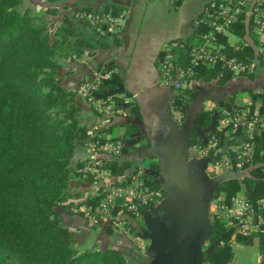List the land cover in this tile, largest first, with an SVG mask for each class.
I'll use <instances>...</instances> for the list:
<instances>
[{
	"label": "trees",
	"instance_id": "1",
	"mask_svg": "<svg viewBox=\"0 0 264 264\" xmlns=\"http://www.w3.org/2000/svg\"><path fill=\"white\" fill-rule=\"evenodd\" d=\"M24 1L0 0V264H129L126 256L113 248L81 250L76 234L63 224L58 212V207L74 209L75 203L71 200L85 198L87 191L99 187L96 181L79 172L91 159L79 161L77 165L73 163L77 150L88 146L94 131L84 123L81 101L90 103L97 116L106 117L93 104L100 99L94 97L93 101H89L81 97L80 85L87 79L80 83L78 90H67L59 73L64 67V60L76 62L86 55H94L96 50L123 44L124 31L109 33L107 27H102L105 33L101 34L82 15L93 13L104 16L112 12L116 16L126 4L123 0H98L93 6H72L64 14L50 8L47 13L53 19H49L30 9L22 11ZM193 27L191 40L171 42V52L178 63L188 62L191 47L207 30L200 21ZM232 32L242 39L238 45L244 49L243 56L255 58L260 45L251 21L246 25V21L241 19ZM248 38H256V41L250 44ZM222 41L230 50L227 39ZM175 43L177 45L174 46ZM230 51H233L232 47ZM237 57L241 58L240 55ZM113 69L110 80L118 82L119 73ZM102 70L108 72L105 65L96 69ZM196 71L203 84L231 87L232 93L234 86H239L240 90L250 89L252 99L249 104H239L236 94L231 93L227 100L219 104V111L197 112L192 122L190 108L195 89L187 87L177 91L173 105L175 111L181 113L195 129L206 131L203 137L195 130L192 138L195 142L203 143L213 135L220 136L216 128H212L214 117L220 111L232 115L245 107L253 111L258 102L263 104L261 110L264 111V77L247 75L234 79L232 73L222 66L199 67ZM104 82L97 94L103 95L111 87ZM128 97H117L114 111L123 110L129 115H136L138 106L127 102ZM108 104L102 102L103 106ZM126 127L127 139L135 128L130 124ZM109 131L108 128L99 130L93 140H113L106 137ZM238 142L237 138L231 140V144ZM130 149L123 142L121 155L108 156L112 159L104 161L113 178L129 177L140 172L131 161L120 158ZM247 167L251 168L243 174L242 181H220L217 196L223 194L222 203L230 204L242 190L253 203L264 197V133L258 138L253 162ZM149 168L162 173V167L157 162L149 163ZM142 177L152 188L163 190L155 177L145 171H142ZM100 201L101 196L92 192L81 205L93 207L97 212ZM261 213L264 216V209ZM80 214L86 217L85 211ZM93 227L105 228L108 233L115 231L106 224ZM131 228L116 231L127 233ZM227 231V224L214 215L208 237L209 247L213 245V248L204 256L208 264H228L232 259L231 243L225 236ZM255 237L259 239L264 264V226ZM255 237L238 235L236 240L249 242Z\"/></svg>",
	"mask_w": 264,
	"mask_h": 264
},
{
	"label": "crops",
	"instance_id": "2",
	"mask_svg": "<svg viewBox=\"0 0 264 264\" xmlns=\"http://www.w3.org/2000/svg\"><path fill=\"white\" fill-rule=\"evenodd\" d=\"M211 1L213 0H135L130 5L129 19L124 29V42L120 47L96 50L94 55H86L76 62L64 60V67L59 73L63 79L62 85L67 90H78L80 83L84 79L91 78L101 65H105L107 71L114 68L113 70L119 73L118 82L126 87V94L122 96H129L126 101L138 106V113L130 114L126 118L113 113L110 115V123L102 125L104 118L94 113L90 103L81 101L84 123L93 129L100 125L102 129H110L106 137L114 141L127 144V141L137 139V144L129 147L131 148L129 153L120 157L131 161L133 167L144 171L149 168V163L152 161L159 163L162 167L160 184L164 190L165 200L155 211L158 216L155 225H167L170 230L178 234L173 238L191 230L192 226L202 230L203 237L207 236L205 228L197 222L198 207L204 205L207 209L210 217L209 227H211L213 209L224 199L223 194L217 196L218 184L222 181L221 178L229 180L232 176L212 177L207 171H202L201 163H194L189 159L187 147L194 136L195 126H191L192 123L189 121L182 123L178 121V113L173 106L176 92L163 87L160 83L162 51H172V41L191 40L194 24L203 18L204 9ZM97 2L98 0H58L53 4L45 2L43 4H48V8L58 7L59 13L64 14L69 12L72 6H93ZM191 88L195 89L190 108L192 122L197 112L219 111V104L232 93L231 87L218 86L214 83L203 84L200 80L193 82ZM115 89H117L115 86H111L108 91ZM233 90L236 95L242 91L239 86H234ZM107 103L113 109L116 107L115 100L109 99ZM129 124L135 128V132L126 139L125 134L128 130L126 126ZM96 157L98 155L95 153L80 147L73 163L77 165L79 161L86 162ZM101 158L104 161L112 159L108 156ZM215 180L218 182L213 183ZM236 180L242 181V176ZM211 183H213L211 189L214 191V197L207 199L209 197L206 191ZM240 195H245L244 190L237 194ZM75 211L77 209L69 212L64 207H58L63 224L76 234L79 247L91 250L117 249L126 256L129 264L158 262V255L154 249H150L155 251L154 256L150 253L146 256L140 249L143 238L149 237L147 236L149 234L145 233L146 230L149 231L145 220H142L141 225L140 220L133 222L131 230L127 233L116 230L108 233L105 228L93 227L86 217ZM183 213L189 218L181 223ZM236 237L229 238L233 255L228 264H238L237 251H247L254 245L257 256L252 264L259 263L262 258L259 239L255 237L249 242H244L237 241ZM87 244L90 247L86 246ZM204 249L207 251L206 248ZM149 257L151 262L148 260ZM201 264L208 263L204 259Z\"/></svg>",
	"mask_w": 264,
	"mask_h": 264
},
{
	"label": "built area",
	"instance_id": "3",
	"mask_svg": "<svg viewBox=\"0 0 264 264\" xmlns=\"http://www.w3.org/2000/svg\"><path fill=\"white\" fill-rule=\"evenodd\" d=\"M134 1L123 0L126 7L116 16L109 12L104 16L89 13L83 14L82 17L101 34L105 33L102 27H107L109 33L120 34L126 27L130 5ZM241 19L246 21V25L251 21L254 35L259 40L260 49L256 51L253 59H249L251 57L249 55L243 56L244 49L238 45L242 39L232 32V28ZM200 22L207 30L200 34L197 42L191 47L187 63H178L172 52H167L160 70V83L163 87L175 92L191 87L193 82L200 80L196 71L199 67L222 66L232 73L234 79L258 75L261 70L264 71V0H213L206 5ZM232 36L238 38L239 42L233 44ZM223 38L227 39L233 51H230L231 47L229 50L227 43L222 41ZM248 39L250 44L256 41V38ZM239 55L241 58L237 57ZM110 76L111 71L107 73L103 70L95 71L90 79L80 85L81 97L93 101V94L97 93L103 80H110ZM261 92L263 91L258 93ZM93 104L106 116L102 125L110 123V115L113 113L125 118L129 116L127 111L116 112L110 106H103L102 100L93 101ZM262 106L263 104L258 102L253 111L245 107L236 110L234 115L220 111L215 127L220 136L213 135L203 143L191 140L189 159L206 162L207 173L209 175L213 173L216 177L248 173L251 167L247 166H251L253 162L257 140L264 133ZM177 113L179 122L186 121L181 113ZM102 125L91 132L92 140L86 147L98 157L91 159L79 171L98 183L96 194L101 196V201L97 212L93 207L85 208L84 211L92 226L106 224L111 225L115 230L125 231L133 222L142 221L147 213L159 209L165 199L164 192L162 189L149 186L142 177V172L129 177L113 178L105 168L104 160L100 155L120 156L123 143L114 140L105 142L93 140L97 132L102 129ZM233 138H237L239 142L231 144ZM263 209L264 197L253 203L245 195H240L228 205L222 203V200L219 201L213 209V214L227 224L226 234L230 233V237L251 236L263 230L264 216L261 213ZM257 264H262V258Z\"/></svg>",
	"mask_w": 264,
	"mask_h": 264
},
{
	"label": "water",
	"instance_id": "4",
	"mask_svg": "<svg viewBox=\"0 0 264 264\" xmlns=\"http://www.w3.org/2000/svg\"><path fill=\"white\" fill-rule=\"evenodd\" d=\"M167 52L162 51L160 55L161 63H164L165 56ZM106 86H115L117 89L108 91L107 93L100 95V94H93L94 97L102 100L104 104H106L109 99L115 100L118 96H122L126 94V87L124 84L117 82L116 80H106L104 82ZM219 115H215L214 122L212 128H215L218 123ZM194 126V125H193ZM195 128V127H194ZM198 133L202 136L205 135L206 131H202L201 129H195ZM137 139H132L127 141L126 146L132 147L134 144H137ZM188 144V151L189 152V145ZM189 157V156H188ZM194 163H205L202 161H193ZM206 170V169H205ZM147 175L151 177H155L156 181L160 183V174L152 171L151 169L147 168L144 169ZM243 175H232L229 179H239ZM221 180L223 181L224 178ZM158 210V209H157ZM156 210L147 213L145 216V224L147 229H149L151 233L152 245L151 248L154 249L158 253V262L156 264H201L204 260V255L209 254L213 248V245L207 249V251H203V246L208 241L209 233L211 227L207 231V236L203 237L204 233L202 230L197 229V227L192 226L191 230H187L182 232L179 237L173 238L175 232L170 230L167 225H155V221L158 220V216L155 213ZM231 232V231H230ZM226 237L230 238V233L225 234ZM173 238V239H172ZM219 241L218 243H220ZM168 249L170 252H167ZM164 257V258H163Z\"/></svg>",
	"mask_w": 264,
	"mask_h": 264
},
{
	"label": "rangeland",
	"instance_id": "5",
	"mask_svg": "<svg viewBox=\"0 0 264 264\" xmlns=\"http://www.w3.org/2000/svg\"><path fill=\"white\" fill-rule=\"evenodd\" d=\"M44 2L45 3H52L53 4V3H56L58 1L51 2L50 0H25L23 6L21 7V10L22 11H25L27 9H30L33 12H35L36 14L45 15L46 17L48 16L49 19H53V17H50L49 14L47 13L48 12V9H50V8H48V4H43ZM55 9H57V11H58V7H56ZM257 35H259V34H257ZM231 42L233 44H236L237 42H239V40H238V38L232 36L231 37ZM263 75H264V71L261 70L259 72L258 76L264 77ZM251 99H252V95H251V90L250 89L243 88L242 91L239 94L236 95V101L239 104H241V103L242 104L248 103V102L251 101ZM140 172H142V171L140 170ZM210 176L216 177V176H214L213 173H210ZM89 191L86 192L85 198L76 199V200H71L70 201V202L74 201V203H75L74 209H77V211H75L76 213L80 214L81 212L84 211L85 207L82 206L81 203L86 199V196H88V194L91 193ZM92 192L96 193V190H93ZM74 209H71V210L67 209V211H69V212L73 211L74 212ZM212 221H213V218H212ZM141 222L142 221L140 220L139 221L140 225L142 224ZM145 233L146 234H149V235H147L149 237H144L143 238L144 241L141 242L143 245L141 246L140 249H141L142 253H144V255L147 256L148 253H150L151 256H154L155 255V251L154 250H150L151 249V245H152V239L150 237L151 236V233L149 231H147V230L145 231ZM255 244H256V241H255ZM86 246H89L90 247L89 244H87ZM80 249L81 250H84V249H88V248H81L80 247ZM206 249H209V247L206 248ZM256 252H257L256 251V245H254L251 248H248L247 251H244V252L243 251H237L236 257L238 259V264H252L256 260V256H257ZM148 260L151 262L150 257L148 258Z\"/></svg>",
	"mask_w": 264,
	"mask_h": 264
},
{
	"label": "flooded vegetation",
	"instance_id": "6",
	"mask_svg": "<svg viewBox=\"0 0 264 264\" xmlns=\"http://www.w3.org/2000/svg\"><path fill=\"white\" fill-rule=\"evenodd\" d=\"M202 164V171L203 170H205L206 169V165H205V163H201ZM207 170V169H206ZM206 170H205V172H206ZM197 176H199V174L197 175ZM218 181H216L215 180V182H213V183H217ZM213 183H211V185H209V188H208V190L206 191V194H207V197H209V198H207V199H211L212 197H214V191L211 189V188H213ZM164 198H165V195H164ZM184 198V197H183ZM165 200V199H164ZM164 202V201H163ZM186 202H187V204H189L188 203V200H187V198H186ZM162 205H163V203H162ZM197 209V208H196ZM207 209L204 207V205H200L199 207H198V212H196V214H197V216H198V224L202 227V228H205V230H206V232H207V230H209V221H210V217H208V212L206 211ZM182 216H183V218H182V221H181V223H184L185 221H187V219L189 218L188 217V215L186 216V213H183L182 214ZM183 226H185V224H183ZM176 234L177 233H175V235H174V237H176ZM178 235V234H177ZM173 239V238H172ZM208 242V241H207ZM207 246V243H205L204 244V246H203V251H205V247ZM209 247V243H208V246L206 247V248H208ZM170 250H172V249H168L167 250V252H170ZM158 253L159 252H156V254L158 255ZM159 258V257H158ZM157 258V260H159ZM164 258V257H163ZM157 262V261H156ZM154 264H156V263H154Z\"/></svg>",
	"mask_w": 264,
	"mask_h": 264
}]
</instances>
